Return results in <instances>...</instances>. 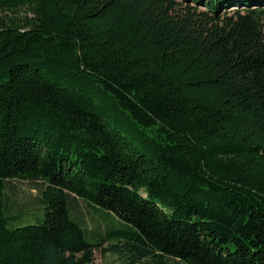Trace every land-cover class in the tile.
<instances>
[{
	"label": "trees",
	"instance_id": "16d2710c",
	"mask_svg": "<svg viewBox=\"0 0 264 264\" xmlns=\"http://www.w3.org/2000/svg\"><path fill=\"white\" fill-rule=\"evenodd\" d=\"M77 199L110 218L96 242ZM97 249L264 264V0H0V264Z\"/></svg>",
	"mask_w": 264,
	"mask_h": 264
},
{
	"label": "rangeland",
	"instance_id": "374dc122",
	"mask_svg": "<svg viewBox=\"0 0 264 264\" xmlns=\"http://www.w3.org/2000/svg\"><path fill=\"white\" fill-rule=\"evenodd\" d=\"M235 9V10H234ZM237 10L236 7L223 9L222 14H233ZM37 183L32 181H13L8 185L6 193L9 199V206L13 212H21L28 218L35 219L41 214V202H40V191ZM82 220L84 228L87 229L86 238L89 242H96L97 229L101 232L105 231V228L109 225L110 218L102 212L95 210L94 208L87 205L83 200L77 199V206L73 209ZM174 264H183L178 261ZM92 264H118L117 257L113 255H103L100 249L95 252V260Z\"/></svg>",
	"mask_w": 264,
	"mask_h": 264
}]
</instances>
